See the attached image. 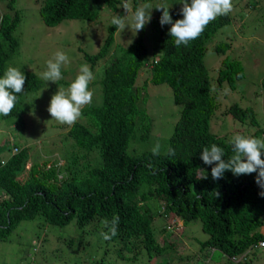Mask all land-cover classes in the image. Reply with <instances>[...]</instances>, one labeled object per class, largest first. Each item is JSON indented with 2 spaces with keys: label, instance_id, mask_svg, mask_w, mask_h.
Segmentation results:
<instances>
[{
  "label": "trees",
  "instance_id": "1",
  "mask_svg": "<svg viewBox=\"0 0 264 264\" xmlns=\"http://www.w3.org/2000/svg\"><path fill=\"white\" fill-rule=\"evenodd\" d=\"M247 1L232 0L233 8L246 7ZM253 1H256L255 6L260 8L264 16V0ZM124 2H128L134 11L138 6L149 4L150 0L40 1L38 16L45 26L52 27L67 19L95 22L97 26H104L103 42L99 49L91 54L80 50L81 61L89 63L90 69L96 62L104 60L102 76L98 82L100 105L89 111L91 116L95 112L93 124L84 127L82 135L88 141H94L108 150L101 153L99 161L93 166L75 167L73 163L68 165L67 169L71 174L69 181L58 184L53 181L54 168L46 167L45 163L31 168L22 183L15 180L24 158L27 157L25 149H21L12 158L15 161L11 159L0 165V190L5 198V209L2 212L0 209V223L3 225L0 227V239H4L19 221L30 217L23 210L17 209V206L24 204L29 211L39 208L37 210H42L50 218L55 208L69 206L79 210V203L75 198L78 195L93 212L102 214L105 220L111 222L113 216L118 215V231L114 239L119 240L120 249L143 248L149 260L162 251L160 252V244L151 234L149 209L142 202L159 199L165 203L171 201L177 220L183 223L199 220L202 231L208 236L202 245L208 243L223 250L228 256L236 255L251 242L264 239V234L254 230L258 226V215L264 210V205L251 190L245 189L246 191L232 194L235 181L231 178L235 175L226 170L223 178L228 175L230 178L227 177L225 181L223 178L214 180L211 176L214 164H205L200 156L202 149L212 144L224 149L225 160L233 154L231 138L225 134L219 135V131L213 133L210 129L215 106L212 103L214 98L210 95L213 98L211 100L207 95V78L202 65L206 57L216 59L208 49V44L216 31L229 23L232 11L218 16L197 39L179 47L175 46L174 38L170 36L171 25H161L162 13L155 14L153 11L147 23V31L135 32L133 27L131 35L125 41L128 43L120 45L113 37L118 28L110 25L113 15L106 23L99 20V15L100 12L109 11L125 19L131 18L132 11L126 13L122 7ZM13 3L14 0L9 1V9L14 8ZM169 14L173 21L178 19L175 10L170 9ZM11 18L5 13L0 14V72L8 66L5 61L15 54L19 46V41L13 36L19 17ZM146 38L150 40L149 43L153 40L152 53L157 56L156 61L149 65L144 55ZM229 46L227 42L218 43L213 52L224 53ZM191 49L188 64L180 67L172 64L175 55ZM140 71H144L143 77L139 76ZM61 72L63 75L66 73L65 70ZM241 72L240 62L228 59V56L223 58L218 69L221 81L230 90H234V83L242 77ZM139 79L142 83L138 86ZM73 80L72 75H66L64 83L70 85ZM161 84L168 87L171 103L174 108H178L168 145L159 155H153L151 150H144L139 155L129 157L126 148L138 146V141H144L150 131L149 118L143 108L147 98L146 88L148 85ZM259 89L264 96V81ZM237 110L238 105L233 103L228 111L234 113ZM252 117V113H244L245 121L244 118L238 119L244 125H240V131L236 134L264 138V125L257 124ZM136 119L141 122L140 126L136 125ZM107 124L108 128L101 129ZM89 126L97 130L95 135L87 130ZM135 128L140 130L138 139H134L132 135ZM169 148L174 150V156L167 155ZM37 172L45 180H36L33 175ZM204 172L207 179H198ZM248 175L256 183L257 173ZM37 193L44 195L45 201L50 200L51 204H43L36 196ZM215 193H219V196ZM73 214L74 212L68 211L60 225L68 222ZM139 259L144 262L140 256ZM136 262L135 264H142ZM89 264L102 263L95 261Z\"/></svg>",
  "mask_w": 264,
  "mask_h": 264
},
{
  "label": "clouds",
  "instance_id": "2",
  "mask_svg": "<svg viewBox=\"0 0 264 264\" xmlns=\"http://www.w3.org/2000/svg\"><path fill=\"white\" fill-rule=\"evenodd\" d=\"M9 1L10 0H0V14L5 13L8 15V17H12L13 19L18 16L20 20L19 12L15 8V0L13 3V9L8 8ZM34 1L40 3L41 0ZM179 2L182 4L181 9L168 6H156V8L162 10L160 24L171 25L169 33L170 36L174 38V44L177 47L181 45H188L190 41L197 39L211 21L215 20L218 16L227 15L232 11L233 8L232 0H190V3L189 0H179ZM122 7L125 9L126 13L132 11L131 5L128 2L122 3ZM152 8V5L146 3L142 6L136 7L135 10L132 11V27H134L135 32L138 30H142L145 24L149 22L150 10ZM170 9H173L176 12L178 19H176L175 21L172 20V17L169 14ZM111 14L113 16L111 18L110 25L116 26V28H118L120 32L128 27L125 17L114 15L113 13ZM19 20L17 21V25L19 23ZM14 31L13 36L18 40V38L14 35ZM222 40L223 38L211 39L208 44V49L213 50L214 46L218 43H221ZM152 43L153 40L149 43V47H147L144 43V47L146 49V54L144 55L148 65L152 62L154 63L157 59L156 53H152ZM75 47H77V45ZM98 49L99 48H97V50ZM18 50L19 46L15 53L18 52ZM80 50L82 49L78 47L77 52L72 56V59H76L75 63H72L76 64L75 66H69L68 56L65 54V52L58 50L54 54V57L52 59L45 61L43 68L38 72V77L42 82L45 83L47 91L51 95V99L47 109L51 115V118H54L61 124H67L66 126H61L60 124L53 122L55 125H57V127L54 128L60 130V133L57 135L70 137L73 141V146L69 150H60L61 139H56L54 145L49 144L46 141L41 147L40 151L37 153L38 155H29L27 144L21 146L14 143L13 138L8 137L6 140L2 141V144L0 145V165H3L4 163L10 161L16 154H18L21 149H25L27 153V157L24 158V161L16 174V181L22 183L26 176H28V172L31 168L35 167L36 164L39 165L45 163L46 167L52 166L55 170V178L53 181L57 182V184L62 181L67 182L71 177V174L67 169L68 165L73 163L75 167H86L90 164L93 166L95 162L99 161V156H101V153L105 150H108V148L103 147L94 141H88L82 135V129L90 124H93L92 118L95 116V112L91 116L89 111L95 109V107L100 105V103L98 105H93L92 102L95 99V95L99 94L98 82L102 76L104 60H102L101 62H96L95 66L90 69L89 63L81 61L82 55L80 53ZM192 50L193 49L182 51L180 52V55H175V60L172 64L178 67L188 64L191 59L190 54L192 53ZM26 52L29 53V50L26 49ZM223 58H225V56L222 58L216 56V59L209 58L210 61L208 63L204 61V58L202 65L206 72L207 95L209 98H211L210 95L214 98L212 103L215 106V109L211 116V121L214 115L218 112L222 119L224 118L226 121L222 123L219 129L224 128V123L228 122L230 123L231 127H234L235 124L237 125L230 133L227 134V136L231 138L230 144L232 145L233 154L227 160H225L224 149L217 146L216 144H212L210 147H204L200 153V156L205 164H214V166L211 168V176L214 180L223 178L226 170H230L235 175L233 176V178H231V180L235 181V186L232 194H238L240 191L245 189L251 190L257 197V199L259 198L261 203L264 205V158H262L264 157V138H258L251 135L236 134L238 131H240V125H244L241 124L238 120L244 118V113H252V119L257 124L264 125L263 109L260 107L257 112L253 109V107L256 108L260 104L261 98L263 97L259 89L260 84L256 83L254 86L253 82H249L245 87V90L240 91L237 85L240 83H247L242 79L244 76V70L240 63L242 77L240 78V80L234 83V90H230L226 86V83L221 81L218 74V69L221 67ZM228 59L235 58H230V53L228 52ZM249 64L251 65V68L255 67L253 66V62H250ZM62 70L66 71L65 75L62 74ZM94 74L97 75L96 79L94 77ZM140 74L139 76L143 77L144 71H140ZM66 75H72L74 77V80L70 83V85L64 83ZM141 83L142 80L139 79L138 86ZM39 86L40 81L30 68L19 69L13 66H7L5 69H3V71L0 72V119H7L10 123H14V127L17 126L20 130H22L24 122L23 116L26 106V98L22 97L28 98L31 95V91L37 89ZM90 86L96 87L95 89H90ZM213 98H211V100ZM233 103L238 105V110L234 113H230L228 111L229 106ZM144 104L143 108H145ZM140 108H142V105H140ZM149 122L151 125L150 118ZM140 124L141 122L136 119V125L140 126ZM108 127L109 125L107 124L101 129L104 130ZM211 127L212 125L210 126V129ZM140 128L142 129V127ZM251 128L255 127L251 126ZM44 130H46V128L41 131L43 132ZM87 130L92 135H95L97 132V130H95L91 126H89ZM149 130L150 131L148 135L151 133V126L149 127ZM132 135L135 137L134 139H138L140 137V130L135 128ZM47 145H50L48 151L51 152V155L49 156L42 154L41 151ZM160 149L161 146L157 142L151 151L153 155H159ZM56 150H59V153H57ZM136 150L137 146H128L126 148V154H128L127 156H136L141 153H136L138 152ZM167 155L174 156V150L169 148L167 151ZM12 161H15V159H12ZM254 172L257 173L256 183L252 182L251 178L248 175ZM33 177H35L36 180H45L44 178L38 176V172L34 174ZM227 177L230 178L228 175L222 180L225 181ZM200 178L207 179L206 173L204 172L203 175H200L198 179ZM215 195L219 196V193H215ZM230 195L231 193H229V196ZM36 196L41 200L43 204H51L50 200L45 201L46 197L41 193H37ZM75 198L78 200L79 210L73 209L69 206L55 208L53 209L54 213L50 218L47 217L42 212V210H37L39 208H35L34 210L29 211L23 204V206H17V209L23 210V212L30 216L25 220L32 219L35 216H40L46 223L57 226L66 225L70 221L74 220L75 224L81 227L93 220H102L104 231L101 233L102 239L111 242L115 241L116 244L110 248V254L112 257H108L105 260H96L97 263L115 264L111 260L112 258H116L120 260L130 261V264H135L140 256L146 264H189L188 261L177 252L169 255H163L164 249H176L174 242H180L178 238H176L175 236L165 237L162 234L160 235V237L155 238L151 229L152 215L150 212L153 213V225L158 226V216H167L166 225L164 226V228H162V230H168L174 233L181 232L183 222L177 220L178 217L173 212V205L171 201L165 203L164 201L158 199L142 202V204L149 209V227L151 230V234H153V237L160 244V252L162 251L161 254L155 255L148 260V256H141V251L143 250V248H132L131 250L120 249L121 244L119 240L114 239V236L117 235L118 231V215L113 216L111 222H109L105 220V217L102 214L93 212L89 208V206H87L82 197L75 195ZM0 209L1 212L5 209V198L1 190ZM68 211L74 212L73 216L71 217V219H69L68 222L60 225L61 221ZM76 214H78V216ZM0 227H3L1 223ZM254 230L255 232L264 234V210L260 213V215H258V226ZM168 238L173 242H170ZM205 240L200 242V246L202 248H206L210 252L217 251L220 253L221 258L218 261L213 262V264H247L248 253H250L252 250H260L264 248V239H257L248 244L242 252L236 255L228 256L224 253L223 250L221 251L214 245L208 243L206 245H202ZM186 247L190 248L188 245H186ZM132 253L134 254L133 257H126V254ZM174 258L176 259V261H173ZM134 260L136 261L134 262ZM151 261H154L155 263H150ZM207 261L208 255L204 258V264H208Z\"/></svg>",
  "mask_w": 264,
  "mask_h": 264
},
{
  "label": "rangeland",
  "instance_id": "3",
  "mask_svg": "<svg viewBox=\"0 0 264 264\" xmlns=\"http://www.w3.org/2000/svg\"><path fill=\"white\" fill-rule=\"evenodd\" d=\"M39 4L34 0H15V8L19 12L20 20L14 35L19 40V50L5 61V65L19 69L30 68L39 79L40 86L31 91L28 98L22 97L26 98L22 130L17 126L14 127V123H10L7 119H0V145L2 141L11 137L16 144L21 146L27 144L29 155H38L37 153L46 141L54 145L56 139H61L60 150H69L73 146L70 137L57 135L60 130L54 128L57 125L53 122L61 126L67 124H61L51 118L47 110L51 95L45 83L38 77V72L43 68L45 61L52 59L58 50L65 52L68 56L69 66H75L76 64L72 63H75L76 59H72V56L77 52V48L80 47L86 52L93 53L101 46L104 37V26H97L95 22L79 19L62 20L55 26H45L38 16ZM149 4L153 6L150 13L154 11L155 14L162 12L156 6L182 8L179 0H150ZM255 4L256 1L248 0L246 7H234L232 13L229 14V23L220 27L212 37V39L223 38L221 42H228L230 45L224 54L214 53L211 50L213 56L222 58L228 56L229 52L230 58H235L241 63L244 70L242 79L247 83L237 85L240 91H244L249 82H253L255 86L256 83L261 84L264 81V16ZM111 15L109 11L100 12L99 20L106 23ZM126 23L128 27L122 32L118 29L113 35L114 41L120 45L128 43L125 41L133 29L131 18L126 19ZM147 29L146 23L142 30L147 31ZM144 43L147 47L150 46L148 38ZM204 61L208 63L209 57H206ZM250 62H253L254 68H251ZM94 77L96 79L97 75L94 74ZM95 87L90 86L89 88L95 89ZM146 93L144 113L151 120L152 130L144 141H138L139 145L136 150L138 152L136 153L152 150L157 142L161 146L160 153H162L166 149L168 137L174 125L173 121L178 115V108L173 107L169 89L165 84L148 85ZM94 98L92 104L98 105L101 101L100 94H96ZM260 107L263 109L264 120V96L260 104L253 109L257 112ZM223 122H226L225 119H222L217 112L211 121L212 132L219 131V135H227L237 126L235 124L231 127L228 122L224 123V128L219 129ZM45 128L46 130L42 132L41 130ZM49 147L50 145L45 146L41 150L42 154L51 155L48 151ZM56 152L59 153V150ZM150 213L152 215L151 229L155 238L162 234L165 237L175 236L180 240V242H174L176 249H164L163 255L177 252L189 264H204V258L207 255L208 264H213L221 258L219 252H210L200 246V242L205 240L207 235L202 232L199 220L184 222L181 232L174 233L162 230L166 225L167 216H158V226H155L153 225V213ZM102 232H104L103 221L100 219L81 227L77 226L74 220L63 226L52 225L46 223L40 216L21 220L4 240H0V264H89L96 260H105L112 257L110 248L116 242L103 240ZM168 240L173 242L169 238ZM133 256V253L126 254V257ZM141 256H147L144 250L141 251ZM247 259V264H264V248L252 250L248 253ZM111 261L115 264H130V261L116 258H112ZM173 261L176 259L174 258ZM136 263L146 264L140 259Z\"/></svg>",
  "mask_w": 264,
  "mask_h": 264
}]
</instances>
